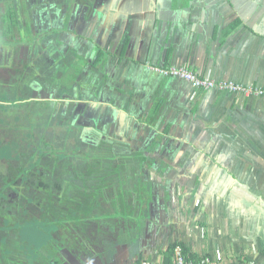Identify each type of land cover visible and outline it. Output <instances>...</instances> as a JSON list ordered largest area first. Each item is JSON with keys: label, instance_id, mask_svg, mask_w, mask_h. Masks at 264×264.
I'll list each match as a JSON object with an SVG mask.
<instances>
[{"label": "crops", "instance_id": "0c3cea01", "mask_svg": "<svg viewBox=\"0 0 264 264\" xmlns=\"http://www.w3.org/2000/svg\"><path fill=\"white\" fill-rule=\"evenodd\" d=\"M109 3L110 17L130 20L118 54L111 33L95 51L110 53L107 84L114 78L120 83L106 86L104 103L94 101L106 111L95 130L109 136L115 128L122 136L162 134L179 144L146 153L167 160L139 165L135 179L142 183L135 195L126 197L127 188L116 187L119 195L101 202L117 207L90 237L55 255L41 249L39 264H166L174 243L204 256V264H264V97L196 89L154 70L186 67L202 77L264 87V0ZM90 38L99 45L101 39ZM187 136L195 142L189 150ZM143 147H134V155L144 156Z\"/></svg>", "mask_w": 264, "mask_h": 264}, {"label": "trees", "instance_id": "16d2710c", "mask_svg": "<svg viewBox=\"0 0 264 264\" xmlns=\"http://www.w3.org/2000/svg\"><path fill=\"white\" fill-rule=\"evenodd\" d=\"M82 1L92 2L96 6L104 4V0L54 2L62 11L63 20L59 31L64 25L66 30H69L72 15L75 9L81 6ZM174 1L177 3L178 0ZM35 2L36 4L32 6L27 0H0L2 28L0 36L5 38L0 42L10 44L11 41L20 43L24 38L33 39L30 33L32 28H28L24 23L25 13L28 11L33 21L34 15L38 14L44 5V10L48 6L45 0ZM21 27H25V30L21 31ZM8 34L10 37L6 36ZM14 46L6 47L12 51ZM22 48L23 46L19 44L16 52H20ZM109 57L108 51L99 49L94 60L90 61L87 55H84L66 62L63 68L68 66L67 63H71L75 75L72 73L69 75L62 68V77L59 79L58 76H53L51 83L48 84V89L51 87L50 90L52 88L57 90L55 93L59 98L53 93L50 99L38 101L34 97L30 99L23 90L19 91L17 88L10 96L0 98L1 101L14 105L11 113L10 109H4L5 122L15 123L16 129L36 130L44 134L50 132L52 135L39 138L35 136L37 141H32L34 136H27V141L30 139L31 141L24 146L20 142L26 139L25 136L19 137L16 141L6 139V143L0 144V264H25L24 262L39 264L42 260L41 249L47 248L55 255L58 251L57 244L71 247L73 242L80 243L90 237L95 226L101 225L102 219L111 213V208L117 207L115 204L104 206L103 201L101 202L107 195L108 197L119 195V192L114 191L115 184L118 188H125L128 184L122 169L125 164L113 165L116 151L119 149L117 142L103 131L102 137L94 145L84 144L82 136H72L75 127L71 119L61 125L62 132L58 131L60 126L58 123L50 124L49 118L43 128L41 125L36 127L35 122H32L46 119V114L42 115L41 111L45 104H50L48 101L57 102L61 98L66 101L67 98L64 99L63 96L67 95L70 100L73 96L85 98L84 92L80 94L78 91L80 85L91 88L85 92L89 100H97L99 93L102 94L103 89L109 85L106 75ZM17 69V78L22 76L18 80L25 85L23 81L25 66H18ZM56 79L58 82L55 83ZM37 81L40 83V80ZM22 84L17 86L20 87ZM61 85L65 86L62 90ZM159 107L160 105H156L153 109L154 115L158 114ZM50 108L47 117L53 119L59 116L55 104ZM165 137L162 134L152 136L143 147L144 156L133 155V159L138 161L140 166L152 165L154 158L146 156V153H155ZM106 164H112L109 165L110 170L102 168ZM108 175H112V179L111 177L108 179ZM178 247L182 248L189 262L204 264L205 257L191 252L183 243H174L169 247L166 264H172L171 258L175 256ZM29 248H32L33 252H30V257Z\"/></svg>", "mask_w": 264, "mask_h": 264}, {"label": "flooded vegetation", "instance_id": "af4514ba", "mask_svg": "<svg viewBox=\"0 0 264 264\" xmlns=\"http://www.w3.org/2000/svg\"><path fill=\"white\" fill-rule=\"evenodd\" d=\"M58 1L60 0H45V4L48 6L44 10V6H45L44 5L42 7L43 9L42 10L40 9L38 14L34 15L35 18L32 21V24L34 26L31 27L32 29H30L32 30L30 32L33 35L32 38H37L35 37V34L37 33L36 29L40 28L39 26L47 22V18L49 17V11H50L49 7L52 5H55L54 2H58ZM95 7H96V4H95ZM99 7H102V6L99 5L98 8ZM58 8H61V7L58 6ZM78 9L77 8L75 9L74 14L76 13V11H78ZM56 14L58 15V18L54 19L53 24L56 25V28H53L54 29L53 31L58 32L61 28L60 25L63 20L61 9H59V12ZM74 14L72 15V20L70 22L69 29L72 28L71 25L73 22ZM91 15L92 14L88 15L87 17V20H90L91 23L93 24L91 27H89L91 29L89 30L87 44L91 42L90 35L92 33L93 26L96 24L95 20H93L94 18L91 20ZM1 29L2 28L0 26V34H1ZM61 31L66 32L67 30L62 29ZM59 35L60 34H58L55 37L52 34L51 36L49 35V39L45 43H43V46H40V45L32 46V42L29 41V38H24V40L20 41V43H17L15 41H11L10 44H6L8 42H0V98L5 95L10 96V94L14 92L16 88L19 91L23 90L25 92L24 94H26L27 97L29 96L30 99L31 97H34L38 101H41L42 99L47 100L51 98L52 94L55 93L57 90L53 88L52 90H50L51 87L50 89H48V84L51 83L53 76H56V77L58 76L59 79L62 77V68L65 64L64 63L65 60L61 57V56H64L62 55V48L64 44L57 45V42L62 43L61 38H58ZM1 40H5V38L0 36V41ZM19 44H21L23 48L20 50V52L17 53L16 50ZM11 45H15L12 48V51H10V49L6 47V46H11ZM26 45H29V46H26ZM36 49L40 51V54L32 53ZM72 52H73V49H72ZM86 53H84V51L78 52V54L76 53L73 58H76L78 56L87 55V57L91 61L93 58H90L89 55ZM35 55L36 56L40 55L38 58L39 60L37 61L36 59V63H34L35 61H33V59L35 58ZM36 65L46 66V69L44 70V72H41V70L36 69ZM18 66H22V67L25 66V69H24L25 72L23 73V76H24L23 81L25 82V85L20 83V81L18 80L22 78V76L17 78V74H18L17 67ZM87 74H89V72H87ZM37 80H40L41 84ZM20 84H22L20 87L17 86ZM63 88H65V86L61 85L60 90H62ZM103 90L104 91L102 92L101 96L98 99L102 103H104V101L106 100L108 96L106 87ZM56 96H58L59 98V95L56 94ZM84 97L85 98L79 99L78 97L73 96L71 100L67 99L66 101H64L61 98V100L57 102L48 101V103L50 104H45L42 110H46L52 107L53 104H55L56 109L59 110V113H60L59 116L57 117L55 116L53 119L50 117H45L46 119L44 121H35V120L33 121L32 120V122L42 123L43 124L42 128H43L44 125L47 124V122L49 121L48 120L49 118L51 120L50 123L52 124L58 123V125H60V128L62 129L61 125L64 124L66 120L69 121V119H71V123H73L75 127L74 134H73L74 136H82V137L83 136H95V126H93V122H94L93 120H96L99 123V128L102 127L103 123L105 122V119L103 118L106 115L105 114L106 111L104 110L105 106L101 105V107H99V104L97 105L94 101L89 100L88 95L86 93ZM5 108L10 109V113H11V110L14 108V105L11 104V102H6V101L4 102L3 100L1 101L0 99V136H25L26 139L28 138L27 136H52L50 132H47L46 134H44L41 131H36V130L35 131H30V130L24 131L22 129H16L15 126L12 127V124H13L12 122H5V115H4ZM99 108L101 110V114L99 115V117H97L96 111ZM29 118L31 119V117ZM97 118H99V120H97ZM21 121H23V118ZM79 126L81 128H79ZM59 132H62V130H60ZM6 139L8 138H5V140ZM24 263L29 264V262H24Z\"/></svg>", "mask_w": 264, "mask_h": 264}, {"label": "rangeland", "instance_id": "374dc122", "mask_svg": "<svg viewBox=\"0 0 264 264\" xmlns=\"http://www.w3.org/2000/svg\"><path fill=\"white\" fill-rule=\"evenodd\" d=\"M29 3L32 4V6H34L36 4V2L34 0H29ZM80 4H81V6L78 9V13L76 12L74 14L73 22H72V25H71L72 28L67 30L66 32L65 31L64 32H62V31L61 32L53 31L54 30L53 28H56V25H54L53 22H54V19L58 18V15L56 13L59 12L60 8H56L57 7L56 4L50 6L49 7V9H50L49 17L47 18V22L44 23L43 25L39 26L40 28L36 29L37 33L35 34V37H37V38H33V40L29 39V41L32 42V46L33 45L43 46V43H45L49 39V35L51 36V34H52L55 37L58 34H60L58 38H61L62 43L57 42V45H59V44L63 45L64 44L63 48H62V55H64V56H61V57L65 60L64 63H66L69 60H71L75 56L76 53L78 54V52H81V51H84V53L87 52L86 54H88L90 58H93L94 55L95 56L97 55V53L95 52L96 48L97 47H104L105 44H106V41H107V39H109L110 33H111V37L113 38V41H114V45H113L112 49H113L114 52H117V54H118V52L120 50V47H121L120 41L123 38L124 28H125V26L127 24H129L130 16L129 17H124V15H123V18L126 21H123V19H120V17H121L120 14L113 13V15L110 17V14L108 15V13H107V11L110 12V10H109L110 7L106 6V4H110L109 0H104V4H105L106 7L103 4V6L99 7V8H98V6L95 7V4H93L92 2L86 3V2L82 1ZM6 8L7 7L5 6V10H6ZM93 9H94V11H93ZM90 14H92L91 15V20L94 18L93 20H95V22H96V28L94 30H92V33H91L90 37L98 38V40L101 39V41L99 42V45L98 44L93 45V44H91V42L89 44H87L89 30L91 29L89 27H91L93 25L90 20H87V17H86L87 15H90ZM24 23H25V25L28 28L34 26L32 24V16L30 15V13L28 11H26V13H25ZM105 25H107L108 28H109V31L107 33H105L104 30H103ZM49 26H50V28H49ZM65 26L66 25H64V27H63L64 30H66ZM22 30H25V27H21V31ZM103 33L106 34V37L102 39V35H104ZM6 36L10 37L9 34L6 35ZM1 37H3V36L1 35ZM26 46H29V45H26ZM72 49H73V52H72ZM32 53L40 54V51H38L36 49ZM39 56L40 55H37V56L35 55V58L33 59V61H35L34 63H36V59H37V61L39 60L38 59ZM116 58L117 57L115 56V60L113 61V65H115L117 63ZM67 65L68 66H65L63 68V71H67L69 73V75L71 73L73 75H75V71L73 70L72 64L71 63H67ZM36 69L41 70V72H44V70L46 69V66H38V65H36ZM83 79L86 80V78H83ZM56 82H58V79H56L55 83ZM110 83L112 85L120 84L119 83V78L112 79V81H110ZM71 88L72 87L70 86V89ZM96 88L97 89H102L104 87H101V88L96 87ZM86 89H90L91 90V88L88 87V86H86L85 88H84L83 85L78 86V91H79L80 94H81V92H84L83 94H85ZM100 96H101V94L99 93L97 99H99ZM63 98L64 99H66V98L70 99V97L68 95L66 97L63 96ZM48 112H50L49 109L42 110L41 114L42 115L46 114L45 116L47 117ZM44 120H41V121H44ZM36 121H38V120H36ZM67 121L68 120H66L65 122L67 123ZM129 121H130V119H129ZM94 124L95 125H93V126L99 127V123L98 122H94ZM35 125L37 127L39 125L42 126L43 124L42 123H35ZM13 126H17V125L15 123H13L12 127ZM79 128H81V127L79 126ZM60 130H61V128L59 126L58 127V131H60ZM73 134L74 133H72V136H74ZM110 135H111L110 137L117 142L116 145L119 148L117 150L116 155H115V160L113 161L114 162L113 165H117L116 163H118L120 165L122 163L125 164L126 168H122V169L124 170L125 176H126V178L128 180V183H129V184H127L125 186V189L127 188V192H125V196L131 198L133 195H135V193H133L134 190H135L134 188H136V189L138 188L139 189V184L142 183L141 181H137L138 179H135V174H136L135 172H136L137 168L139 167V164H138V161L136 162V160L133 159L134 149L135 148L139 149V148L143 147L152 136H146L145 133H142L141 136H122L121 131L118 128H115L113 130V132L110 133ZM19 137H24V136H0V144L2 145L4 143H6L5 138H8V139H10L12 141H16ZM36 137L39 138V136H36ZM36 137L34 136L32 141H37ZM100 137H102V136L95 130V136H83L84 142H85L84 144L90 143V145H94L98 141V139ZM187 137H188L187 138V140H188V142H187V148L188 149L187 150H189V149H191L190 148L191 144L192 143L195 144V142L191 140L192 138L190 136H187ZM129 138L132 140L131 141L132 144H127V143H130V139ZM177 138H178V136H177ZM30 141H31V139L29 141H27V139H25V141L24 140L21 141L20 144L22 146H24L27 142H30ZM173 141H174V143L176 145L179 144V142H177V140H174L173 137L171 138V137L167 136V138L163 140L164 143L162 144L161 147L166 151L167 148H169V146L173 143ZM200 145L203 146L204 144H202V142H201ZM212 146L214 147L215 145L212 144ZM204 149L207 150V147H204ZM165 151H163V152L165 153ZM150 157L154 158V160L156 159L157 163L159 162L158 161L159 159L161 160V159L164 158L165 160H167L166 157H157V156H150ZM158 164H162L163 165V162L158 163ZM109 165L112 166V164H109ZM109 165L106 164L102 168H106L107 170H110L111 167ZM106 173L109 174L108 172H106ZM137 174L139 175V173H137ZM149 175H150V177H152V180H154L153 178H155L156 180H159L158 179V174L149 173ZM111 176L112 175H108L107 176L108 179ZM111 179H112V177H111ZM163 179H165V177H163ZM186 179H187V175H186ZM148 180H150V178ZM45 183L47 184L48 182H45ZM145 184H147V183H145ZM116 187H117V185L115 184V188ZM147 188L149 189V191H151L150 186H147ZM115 190L117 192V189H114V191ZM142 194H145V193L143 191L138 192V195H137V197L139 199L138 202L139 201L143 202ZM105 198H109L108 195ZM56 248L60 249V248H62V245L61 244H57ZM30 252H32V248L31 249L29 248V251H28V256L29 257H30Z\"/></svg>", "mask_w": 264, "mask_h": 264}, {"label": "built area", "instance_id": "2783aa9c", "mask_svg": "<svg viewBox=\"0 0 264 264\" xmlns=\"http://www.w3.org/2000/svg\"><path fill=\"white\" fill-rule=\"evenodd\" d=\"M154 70L166 77L177 78L190 82L194 88L202 90H217L241 94L246 98L264 97V87L256 85H243L232 80H217L209 77H201L186 67L154 68ZM172 264H195L189 262L184 255L182 248L178 247L175 252Z\"/></svg>", "mask_w": 264, "mask_h": 264}]
</instances>
